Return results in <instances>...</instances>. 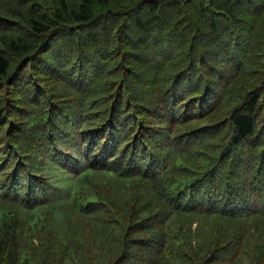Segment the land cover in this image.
I'll return each instance as SVG.
<instances>
[{"label":"trees","instance_id":"obj_1","mask_svg":"<svg viewBox=\"0 0 264 264\" xmlns=\"http://www.w3.org/2000/svg\"><path fill=\"white\" fill-rule=\"evenodd\" d=\"M262 73L264 0H0V264H264Z\"/></svg>","mask_w":264,"mask_h":264},{"label":"rangeland","instance_id":"obj_2","mask_svg":"<svg viewBox=\"0 0 264 264\" xmlns=\"http://www.w3.org/2000/svg\"><path fill=\"white\" fill-rule=\"evenodd\" d=\"M198 27H199V31H200V25H198ZM194 28H195V27H194ZM196 28H197V27H196ZM196 28H195V31H197ZM195 31H192V32L194 33V35L197 34V33H195ZM209 49H210V47H209ZM182 50H183V49H182ZM193 52H194V51H193ZM191 56H195L194 53H192ZM187 58H188V57H187ZM117 64H120V63H119V62H116L114 65H112V67H111V69H110V74H113V73L116 71V70H114V68L117 67ZM209 71H210V70H209ZM206 72H207V69H206ZM262 74L264 75V73H262ZM116 80H119V79H116ZM131 80H132V79H130V82H131ZM45 84H47V83H45ZM202 86H203V87H201V88L199 89V92H198V94H197L198 96H201V97L204 95V94H202V93L205 92V88H206V86H204V85H202ZM113 87L116 88V87H117V84H113ZM219 87H221V86L219 85ZM156 104H157V102H156L154 105L156 106ZM156 110H158V111L161 110L159 104L157 105ZM150 120H151V122H153L152 119H150ZM194 228L196 229V225L194 226Z\"/></svg>","mask_w":264,"mask_h":264}]
</instances>
